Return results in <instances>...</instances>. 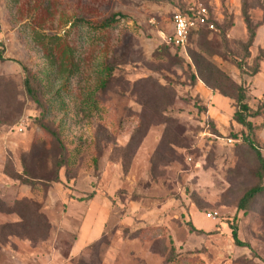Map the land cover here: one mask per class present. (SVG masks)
<instances>
[{
    "label": "rangeland",
    "instance_id": "rangeland-1",
    "mask_svg": "<svg viewBox=\"0 0 264 264\" xmlns=\"http://www.w3.org/2000/svg\"><path fill=\"white\" fill-rule=\"evenodd\" d=\"M163 1L187 6L183 0H0V264H264V193L247 212L238 208L248 190L264 186L262 165L244 141L249 132L234 121L236 102L202 83L210 92L204 97L189 68L196 71L190 51L201 53L249 92L244 80L256 63L247 58L246 41L228 38L229 9L203 48L195 31L189 58L165 51L170 34L162 42L156 32L180 10L161 16ZM241 4L258 17L264 11V0ZM120 13L125 20L116 28L96 27ZM67 49L74 71L58 65ZM106 65L114 77L94 95ZM30 76L49 110L43 122L25 92ZM211 95L226 99L232 112H219ZM253 105L260 110L253 122L264 126V98ZM48 132L69 160L60 181L49 185L61 150ZM255 139L264 157L258 131ZM25 163L34 190L13 178ZM24 199L27 209L17 203ZM97 206L109 220L77 252L78 224ZM233 224L247 247L235 244Z\"/></svg>",
    "mask_w": 264,
    "mask_h": 264
},
{
    "label": "trees",
    "instance_id": "trees-1",
    "mask_svg": "<svg viewBox=\"0 0 264 264\" xmlns=\"http://www.w3.org/2000/svg\"><path fill=\"white\" fill-rule=\"evenodd\" d=\"M187 8L188 7L187 6L185 7V5L183 4L181 9H179L180 10L179 12L184 13V12H186ZM242 14H243V18H244V21H245V24H246V27L248 30V40L245 42V49H246L247 58H249V57H251L250 49L255 42L257 30L262 23L261 22L255 23L247 8H243ZM123 20H125V16L120 13L117 15H113L112 17L107 18L105 20H102L101 23H98L96 25V27L98 29L116 28L117 26H119L121 24V22ZM212 20L213 19H211V21ZM79 21L81 23L85 22L82 19H80ZM212 22H214V24L216 25L218 30L222 29L219 22H217V21H212ZM86 23H88V22H86ZM197 32H199L198 35L200 38V40H199L200 41V47L203 48V45L206 43V40L208 39L209 35L211 33H214V31H211V30H209V28L207 26H204V27H201L200 29H198ZM194 33H195V31L191 32V34H190L189 46L186 49V53L182 52L181 49L175 48L173 45H170V44H166L167 46L164 47L165 51H169V48H171V49H174L175 52L177 54H179L180 57L184 56L183 54H185L189 58L188 51H189V47L191 45ZM54 40H55V42H60V38H58V37L54 38ZM0 53H2V51H0ZM262 53H264V52H262ZM72 54H73V52L70 49H67V51H64L65 57L69 56L71 58ZM190 55L194 58V61L196 63L195 64L196 71H194L193 67L189 65V68L191 69L190 78H191L193 84L198 85V83L200 81L201 83H204L208 88H210L214 91H217L221 95H223L224 97L229 98L231 100H234L236 102L237 111L234 114V121L236 123H238L239 125L243 126L249 132V134H247L244 137V141L247 144V146L257 154L259 162L262 165L261 171L263 172V175H261V176L264 177V157L262 156L260 150L257 149L255 146V143H256L255 128H254V124L250 121L251 118H255V117L259 116L260 110L254 111L249 106V103H248V93L249 92H248L247 88L244 87L243 85L236 84L228 76L224 75L220 70H218L215 63H213V61L211 59L205 58V56H203V54L190 51ZM65 57L58 64L60 67V70H64V67L68 68V66H70L71 69L68 68L69 71L72 69L74 71V69L77 68V66L73 63V58L70 59V58H65ZM209 57L211 58L212 54L209 55ZM67 59L70 62H68ZM259 59L260 58H258V61H259ZM51 60H53V59H51ZM180 61L183 63V61L181 59H180ZM258 61L255 65V68H253V70H252L253 74H256L259 71V62ZM236 64L240 69H243V64L241 62H237ZM103 74H104V77H103L102 81L100 82L99 87L94 91V95L97 93H100V92H105L108 89V87L111 84L112 79L114 77V67L106 65V68L104 69ZM36 78L37 77H32V76L26 78L25 82H24V86H25V92H26L27 96L38 106V109H40L41 117H40L39 121L43 122L44 120H46L49 110L46 107L45 102L42 100V98L40 96V92L38 91V89L36 90V86H35V84H33ZM222 82L223 83L227 82L228 83L227 85L229 86V88L224 90L225 88L223 89V87H222L223 83ZM95 100H94V102L97 103L98 100H96V101ZM5 103L10 104V101L7 100V101H5ZM42 128L46 129L45 126H42ZM48 133L54 135V137L59 142V145H60L59 148L61 150V155L59 156V159L55 162L54 171L51 173V175H54L53 180H51V179H50V181L47 180L48 182H46V184L50 183L51 181H60V175H61V171H62L63 167L69 166L68 153L64 149L63 145L61 144V140H59L57 138L55 133H50V132H48ZM10 164H12V162ZM26 164L27 163H25L23 165V169H24V171L22 172L23 174L15 171L13 178L16 181L21 182L22 185L30 186L34 190V186H36V183L31 178V173H30L29 169L27 168ZM13 168L15 170L14 165H13ZM263 193H264V186L263 185H257L255 187L251 188L250 190H248L240 201V204L238 207L239 211L247 212L248 207L251 205V203H253L257 199V197H259ZM17 203H18V206L20 204L24 203V208L25 209L29 208V204H28L27 199H24V200L17 202ZM18 214H19L20 219H21L18 222L20 228L27 230L25 228V225H23L25 223L24 222L25 221L24 216L20 213H18ZM232 232H233L232 235H233V239H234L235 244L237 246H240V247H247V244L241 242V240L239 239V234H238L239 233V226L237 224H233ZM171 262L172 263L175 262L174 257L171 260Z\"/></svg>",
    "mask_w": 264,
    "mask_h": 264
},
{
    "label": "crops",
    "instance_id": "crops-1",
    "mask_svg": "<svg viewBox=\"0 0 264 264\" xmlns=\"http://www.w3.org/2000/svg\"><path fill=\"white\" fill-rule=\"evenodd\" d=\"M193 1L194 0H183V3H186L188 7L189 3ZM211 2H212L211 10L212 13L214 14V17L217 19V22L219 23L224 22L225 15L223 12L226 9H229V11L234 15L233 25L228 32V38L247 41L248 30L242 14L243 9H242L241 0H224V1L211 0ZM157 9H158V13L162 16V13L167 9L178 11L179 8L177 5H173L171 2L163 1L161 5L157 6ZM250 13L254 21L262 23L257 30L255 42L250 49L251 60H254L255 63H257L258 58H260L258 61L259 71L256 74H252V76H250L248 79L244 80V83L249 89V93H248L249 106L252 109H255V106L253 105V101L259 102L264 98V53H262L264 52V11L260 15L261 18L260 16L258 17L259 15L258 11H250ZM158 18L162 19L159 16ZM161 22L162 24H164L165 20H162ZM173 30L174 28L171 20V23L166 24L165 31L163 29L157 30L156 39L163 42L166 36H168L169 34L171 35L173 33ZM197 91H199L204 97H209L210 95V92L206 90V88L203 86L201 82L197 85ZM211 98H212V104L216 108L220 109L219 112H223V111H225L226 113H228V111L232 112L231 109L233 108L231 107V104L229 105L226 99H224L220 95H211ZM213 105L211 106L212 108ZM234 113L235 111L233 112V115ZM261 117L263 118L264 115H261ZM252 119L254 118H251L250 121L254 124L255 132L258 131L261 137H263L264 139V126L262 124L259 125L255 124ZM108 217L109 214L106 215V213L101 211V209L98 206L92 207L90 208V210H88V212L85 214L84 219L81 220L78 224L77 233L79 239H77V241L75 242L74 245L75 251L77 252L81 251L87 244H90L91 242L98 239L99 236H101L109 220Z\"/></svg>",
    "mask_w": 264,
    "mask_h": 264
},
{
    "label": "built area",
    "instance_id": "built-area-1",
    "mask_svg": "<svg viewBox=\"0 0 264 264\" xmlns=\"http://www.w3.org/2000/svg\"><path fill=\"white\" fill-rule=\"evenodd\" d=\"M211 0H194L189 3L186 12H177L173 15V33L168 37L167 43L173 45L175 48L181 49L186 53V49L189 46V39L191 32H194L201 27L207 26L209 30L217 32L218 29L214 22L217 19L211 10ZM211 19H213L211 21ZM0 41V51L3 49ZM25 123L22 122L21 126ZM229 143H233L234 140L228 139ZM210 219L216 220L217 214L209 213Z\"/></svg>",
    "mask_w": 264,
    "mask_h": 264
}]
</instances>
